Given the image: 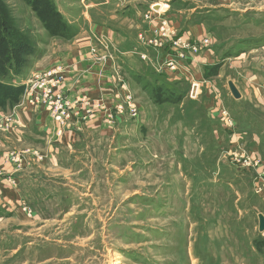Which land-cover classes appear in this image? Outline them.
I'll return each mask as SVG.
<instances>
[{
	"label": "rangeland",
	"instance_id": "obj_1",
	"mask_svg": "<svg viewBox=\"0 0 264 264\" xmlns=\"http://www.w3.org/2000/svg\"><path fill=\"white\" fill-rule=\"evenodd\" d=\"M54 2L72 35H52L25 0H0L18 35L36 48L17 79L46 47L61 49L81 31L69 19L87 28L83 11H89L98 25L109 22L100 30H111L115 39L105 32L94 37L113 54L119 101L110 109L83 97L108 112L113 132L83 128L73 148H60V165L51 172L37 145L43 135L35 116L26 125L16 116L27 104L42 106L30 103L33 82L54 68L36 71L14 99L0 98L6 140L0 177L7 175L15 190L20 184L12 174L28 176L18 197L20 222L0 227V264H264L258 227L264 214V0ZM132 3L140 4L137 12ZM128 11L141 26L123 43L118 16ZM164 21L174 46L166 50L150 42ZM210 50L213 62L197 72L196 58ZM68 121L56 122L57 135ZM17 128L21 141L12 134Z\"/></svg>",
	"mask_w": 264,
	"mask_h": 264
},
{
	"label": "crops",
	"instance_id": "obj_2",
	"mask_svg": "<svg viewBox=\"0 0 264 264\" xmlns=\"http://www.w3.org/2000/svg\"><path fill=\"white\" fill-rule=\"evenodd\" d=\"M132 6L136 8L137 6L139 7L140 4L136 6V4L132 3ZM137 10L138 9L136 8L134 11L137 12ZM61 11L64 12L63 9H61ZM136 12L130 13V11H128L126 15L121 13V15L118 16L121 18V23L123 25H117L119 26V35H121V30H123L122 32L124 34L121 35L123 43H126L128 38L127 35L129 33H134L141 26V20H139L138 17L135 18L138 19L137 21L133 19L134 15H138ZM69 13L71 15V12ZM83 13V18L87 19L84 23H87L88 27L84 28L81 26V21L78 22L75 19H69L72 27L77 28L79 25L81 31H75V35L70 37L71 40L63 43L61 49L58 47L56 48L55 46L52 47L50 45L46 47L45 51L41 52L42 56L40 55L32 63V65H30V72H28L26 76H22L21 78L17 79L16 82L18 84H25L30 79V76H32L36 71H46V69L49 68L59 67L62 70V82L58 89L70 101L79 100V98L85 96L86 98L95 102L98 101L105 103L108 106L107 108L112 109L119 101V95L116 96L114 91L117 89V87L111 80L113 79V72L116 69L112 59H109L112 58L111 56L113 54L103 50V48L98 45L94 37V34L97 33L104 35L103 32H105V30L102 31L100 29H106L107 27L104 25L109 26V22H105V24L103 21L98 25L94 19L92 20L89 11H83ZM117 14H119V11L115 9L113 10L111 16L115 18ZM76 24L77 26H75ZM99 26L102 27L99 28ZM105 33L109 34L108 36L112 37L113 40L115 39L114 33H111V30H108V32ZM194 33L195 34H192L194 36L200 34L199 31ZM207 35L210 34L207 33ZM116 43L118 44L119 49L124 48L123 46L125 44L120 45L119 41H116ZM262 47H264V45H262ZM244 50L247 51V49ZM211 54L212 52L210 50L207 53L203 52L196 58L197 61L195 69L197 72H201V64L206 62L204 64L205 66L208 63L213 62ZM123 58L124 57H120L118 60L122 61ZM153 89L155 91L159 90H157V87ZM153 97L155 96L153 95ZM259 102L263 104V99L260 98ZM44 107V105L37 107V105L34 106L27 104L26 107L19 109L16 117L18 123L22 125L25 121L26 123H29L31 121V117L33 119V116H35L34 127L39 131L38 133H40V135H43L42 140L38 141L37 145L38 143L41 144L39 145V148L45 152V163L51 172L57 171L56 169H58V165H60L59 157L60 154H62L60 153V148H73V146L78 143L81 136L83 135V128H85L87 132L90 131L93 134L100 133L103 135H108L113 132V124L109 125L105 121V117L108 116V112L102 111L103 109L100 110L98 107H94L91 115L89 116L90 119L86 122L82 121V119H79V117L76 115H72L69 118V124L68 126L66 125L64 133L62 136H59L56 133V122L51 118V115L48 113V111H46V107ZM17 126L19 125L17 124ZM13 132V136H15L18 141H21L24 138L23 132L21 130L19 131L18 128L14 129ZM5 149L6 140L0 136V160L4 154L3 150ZM29 160L32 161V159ZM31 163L33 165L34 162ZM9 168L10 166L5 167V169ZM12 175H14L17 180H19L18 182L20 184L15 190H13L12 185H10L11 183L5 179L7 175L0 177V227L2 226V223L4 224V222H10L12 220H15L17 223L18 221L20 222L18 212L19 203H21V201L18 197H20L19 195L22 193V191H25V182L28 176L27 173L23 171L14 173ZM9 193H11L12 196H9ZM9 213L11 214L9 215ZM15 215H18V218ZM2 236L3 235H0V238H2Z\"/></svg>",
	"mask_w": 264,
	"mask_h": 264
},
{
	"label": "trees",
	"instance_id": "obj_3",
	"mask_svg": "<svg viewBox=\"0 0 264 264\" xmlns=\"http://www.w3.org/2000/svg\"><path fill=\"white\" fill-rule=\"evenodd\" d=\"M25 1L37 12L52 35H72L71 27L55 6L54 0ZM14 24L13 14L0 10V98L12 96L14 99L23 92L24 85L16 81L36 52L33 42L18 35ZM68 29L70 33H66Z\"/></svg>",
	"mask_w": 264,
	"mask_h": 264
},
{
	"label": "built area",
	"instance_id": "obj_4",
	"mask_svg": "<svg viewBox=\"0 0 264 264\" xmlns=\"http://www.w3.org/2000/svg\"><path fill=\"white\" fill-rule=\"evenodd\" d=\"M153 9L158 12L161 7L158 4L154 5ZM166 25L167 22L164 21L162 26L158 29L155 28L152 33L155 40L154 42H150L158 47V49L166 50L169 46H173L168 39V36L170 35H167L166 33ZM176 44H179V42H176ZM182 50L183 48H179L180 52ZM167 57L169 59L171 57L170 54H168ZM61 74L62 70H59L58 68L49 70L46 73L37 74L33 82V87H35L36 92L34 97L32 95L30 96V103L44 105L49 110L52 119H54L55 122H58V124L64 125L72 115H76L79 118L84 115L83 118H88L92 111L91 109L84 111V105H88L91 108L94 106L86 98H79V100L75 101H70L66 98V96L58 90L60 87L59 85L62 82ZM59 133H61V131H59Z\"/></svg>",
	"mask_w": 264,
	"mask_h": 264
},
{
	"label": "water",
	"instance_id": "obj_5",
	"mask_svg": "<svg viewBox=\"0 0 264 264\" xmlns=\"http://www.w3.org/2000/svg\"><path fill=\"white\" fill-rule=\"evenodd\" d=\"M229 87H230V90H231V93L233 94V96L235 98H240V93L237 89V87L235 86V84L233 82H230L229 83ZM260 231L264 230V214L263 213H260L259 215V225H258Z\"/></svg>",
	"mask_w": 264,
	"mask_h": 264
},
{
	"label": "bare ground",
	"instance_id": "obj_6",
	"mask_svg": "<svg viewBox=\"0 0 264 264\" xmlns=\"http://www.w3.org/2000/svg\"><path fill=\"white\" fill-rule=\"evenodd\" d=\"M59 90V89H58ZM60 91V90H59ZM84 107H85V110H88V109H91V111H93V108H90L88 105H84ZM58 123V122H57ZM117 262V261H116ZM117 264V263H116Z\"/></svg>",
	"mask_w": 264,
	"mask_h": 264
}]
</instances>
